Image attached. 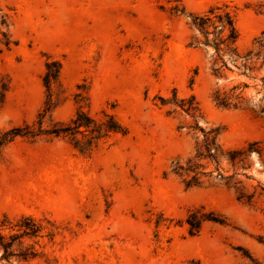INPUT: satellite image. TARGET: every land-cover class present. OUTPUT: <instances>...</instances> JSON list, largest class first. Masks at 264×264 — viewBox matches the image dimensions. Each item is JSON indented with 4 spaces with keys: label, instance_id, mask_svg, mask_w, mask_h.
<instances>
[{
    "label": "rangeland",
    "instance_id": "1",
    "mask_svg": "<svg viewBox=\"0 0 264 264\" xmlns=\"http://www.w3.org/2000/svg\"><path fill=\"white\" fill-rule=\"evenodd\" d=\"M213 6L237 31L219 58L190 23ZM1 13L0 264H264V0H0ZM79 111L122 132H52Z\"/></svg>",
    "mask_w": 264,
    "mask_h": 264
},
{
    "label": "trees",
    "instance_id": "2",
    "mask_svg": "<svg viewBox=\"0 0 264 264\" xmlns=\"http://www.w3.org/2000/svg\"><path fill=\"white\" fill-rule=\"evenodd\" d=\"M259 11H262L261 8ZM191 26L194 30L192 35L194 44L212 46L213 51L217 58L220 56V50H230L235 49L234 43L237 38V31L234 26L233 15L222 9L221 6L210 7L207 11L202 14H195L191 16L190 19ZM7 16L3 13L0 14V50L2 46L7 47L10 43L9 35L3 27L6 25ZM52 65H55V70H48L46 78L49 79L50 76H57L59 71L58 63L51 61L48 63L47 68L50 69ZM217 103L222 106H229V102L226 97H217L215 98ZM189 109V108H188ZM73 126L67 125L59 128H55L52 132L58 135L59 133H67L72 129L78 131L80 128H83L84 131H89L95 134V137H106L111 133L122 132V128L117 123L112 116H109L106 121L100 123H95L90 118H88L82 111H79L76 114V117L71 122ZM16 133V132H14ZM205 150L209 153L211 150V142L207 141L204 143ZM203 219H208L212 221H218L216 216L201 215ZM194 218V219H191ZM200 217H197L195 213H191L187 218L188 224L190 225V231L196 232L199 228ZM37 229L30 228L29 231L25 232L26 234L34 235ZM1 247L4 250V255H9L8 249L10 248V242H0Z\"/></svg>",
    "mask_w": 264,
    "mask_h": 264
}]
</instances>
